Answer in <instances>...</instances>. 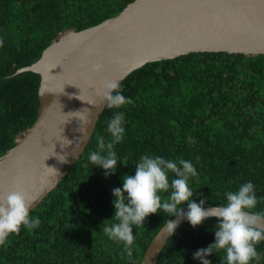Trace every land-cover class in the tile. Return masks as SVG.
I'll return each instance as SVG.
<instances>
[{"label": "trees", "instance_id": "obj_1", "mask_svg": "<svg viewBox=\"0 0 264 264\" xmlns=\"http://www.w3.org/2000/svg\"><path fill=\"white\" fill-rule=\"evenodd\" d=\"M133 0H0V155L38 113L40 75L15 73L66 28L80 30L119 13ZM126 135L115 145L117 172L107 178L88 156L111 139L104 107L80 157L57 187L30 211L39 228H21L0 247V264H139L155 233L170 219L152 214L134 227L133 256L101 230L114 215L112 189L134 174L141 155L190 160L196 202L224 203L223 193L251 181L264 210V54L197 52L145 63L121 82ZM194 137L189 144L187 137ZM165 199L167 194H165ZM214 219L193 228L180 223L156 264H199L193 253L214 242ZM264 253V241L257 245ZM223 252L207 257L222 264ZM259 264H264L261 259Z\"/></svg>", "mask_w": 264, "mask_h": 264}, {"label": "water", "instance_id": "obj_2", "mask_svg": "<svg viewBox=\"0 0 264 264\" xmlns=\"http://www.w3.org/2000/svg\"><path fill=\"white\" fill-rule=\"evenodd\" d=\"M219 51L264 54V0H133L95 25L59 31L37 60L15 71L40 75L39 106L34 122L0 155V197L24 187L37 198L31 211L57 187L105 107L103 81L121 82L147 62ZM96 63L102 72H92ZM163 227L139 264H156L170 236Z\"/></svg>", "mask_w": 264, "mask_h": 264}, {"label": "clouds", "instance_id": "obj_3", "mask_svg": "<svg viewBox=\"0 0 264 264\" xmlns=\"http://www.w3.org/2000/svg\"><path fill=\"white\" fill-rule=\"evenodd\" d=\"M103 70V63H96L92 67L94 73ZM119 89V80H105L102 83L100 95L105 107L116 110L107 121L106 130L111 139L105 142L100 138L97 150L88 156L95 168L104 170L105 178L115 174L117 165L121 164L115 145L125 139L126 119L120 109L133 103ZM187 142L194 144L196 141L189 136ZM197 175V169L190 160L141 155L134 174L123 175L122 186L112 189L114 215L103 222L101 230L110 240L121 244L122 255L130 259L136 239L134 227L144 226L146 218L152 214L166 213L170 217L163 231L171 236L176 234L183 220L195 228L214 219V242L196 250L192 254L193 259L199 264H213L207 257L223 252L222 264H259L264 259V253L257 251V245L264 241V210H256L260 199L255 185L247 181L235 190L226 191L223 193L224 203L209 208L205 206L208 197L196 202L197 194L192 190L191 181ZM36 199L30 197L27 189L21 186L0 197V247L5 246L7 238L11 234H18L21 228H39L40 219L30 216V208Z\"/></svg>", "mask_w": 264, "mask_h": 264}]
</instances>
